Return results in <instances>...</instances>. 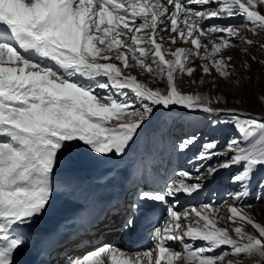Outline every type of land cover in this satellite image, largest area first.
<instances>
[{
  "label": "snow or ice",
  "instance_id": "snow-or-ice-1",
  "mask_svg": "<svg viewBox=\"0 0 264 264\" xmlns=\"http://www.w3.org/2000/svg\"><path fill=\"white\" fill-rule=\"evenodd\" d=\"M241 29L258 38L264 33V0H0V264H21L30 230L54 202L62 157L123 160L155 113L178 110L202 114L213 129L230 124L239 138L227 140L223 153L216 139L200 144L189 160L193 170L167 179L144 160L134 164L125 176L133 184V215L122 227L134 230L137 215L162 206L153 246L125 253L104 245L68 264H104L102 257L109 264L264 258V225L245 211L253 207L245 203L250 198L264 201V118L221 107L227 98L211 94L219 80L241 86L227 50L264 52ZM131 69L164 87H149ZM185 76L210 91L183 92ZM199 141L192 134L173 147L185 154ZM222 172L233 186L225 201L231 228L218 226L224 217L215 202L178 210L181 196L198 197L205 181ZM63 183L73 188L74 178Z\"/></svg>",
  "mask_w": 264,
  "mask_h": 264
},
{
  "label": "rangeland",
  "instance_id": "rangeland-1",
  "mask_svg": "<svg viewBox=\"0 0 264 264\" xmlns=\"http://www.w3.org/2000/svg\"><path fill=\"white\" fill-rule=\"evenodd\" d=\"M231 22L239 24L241 20L238 18ZM240 35L243 38L252 40L254 44H264V33H259L258 38V36L254 35L251 31L247 29H241ZM182 46L186 47V45ZM246 51V55L245 50L240 48H232L225 52V55H231L233 57L232 63L235 69L233 75L239 78L241 86L237 87L231 81L219 80V87L211 89V94L222 95V97L227 98V104L221 105V107L233 109L241 114V116L250 113L254 117L264 118V99H262V97H264V64L256 62L264 61V52H261L256 48H248ZM252 57H255V61L252 60ZM244 62L250 65V71L243 66ZM199 63L200 62L196 60L192 66L196 67ZM131 73L132 75H136L140 82L147 84L149 87H164L163 83L154 81L152 76L142 74L139 69H131ZM197 75L199 74L197 73ZM183 80L184 82L181 85V90L185 93H208L210 91L207 83L204 85L190 84L188 83L189 78L187 76H185ZM128 99H135L130 92ZM221 119H226V117H221ZM143 134H145V137L142 139L141 135ZM192 134L200 137V141L197 143V145L193 146L191 151L185 154L177 153L174 150L173 145L178 143L182 138ZM154 137H156L158 141L161 138V146L159 145L160 148L157 146L159 149L153 148V141L155 142L156 140V142H158L156 138L155 140L153 139ZM234 137L239 138V134L231 127L230 124L221 123L218 124L215 129H213L209 126V121L203 118L202 114L197 115L196 113L186 112L184 110H178L176 113L168 115L162 112H157L155 113V117L152 122L140 134V138L135 144L132 145L129 155L123 160L112 159L105 161L94 159L90 155L82 153L71 156L66 155L62 157L60 171L57 174L58 177H60V181L58 182L57 192L52 205L55 203H61L63 212H67L68 214H70L69 212L72 210L71 209L69 212L64 210L66 208H70L72 204L68 198L63 197V194L65 193L64 189L62 190V185H64V177L71 176L74 178V185L78 187V189L73 190L75 194H77V196L74 197L75 199L91 197L92 195L94 196V193H92L89 189H94L95 191V188H97V184L93 182L91 173L94 176L98 175L99 171L101 173L99 172L98 176L102 174V171L105 174L107 173V179L104 180L105 185L108 182L119 183L125 178L122 175H124V173L128 171L134 163H138L145 159L146 162L150 163L153 170L159 175H163L168 172L169 175L167 174L162 176V178L167 179L169 177H173V173L176 171L193 170L195 162L189 163V160L193 159V157L197 154L200 144L212 139H216L219 142L218 151L223 153L227 140ZM143 148L144 154H142ZM139 152L141 155L140 159L138 158V155L136 156V154ZM208 163H215V159L213 161H209ZM96 180L99 181V179ZM99 182L103 183V180H100ZM205 184L206 187L201 191L198 197L190 198L181 196L180 203L177 206L178 210L183 212L185 210H190L194 206L199 208V205L204 203L215 202L217 206H220V216L224 217L218 226L231 228L232 225L227 221L226 209L228 205L225 203V201L229 199L228 193L233 190V186L229 182L228 174L222 172L215 180L205 181ZM103 188L104 187L100 188V190ZM96 196L97 195L95 194V197ZM89 200L90 199L85 202H88ZM245 203H251L253 205L251 209H245L247 214L250 215L256 222L264 225V201L250 198L249 200L245 201ZM47 216L48 214L46 213L45 216H43L44 219ZM69 217H71V214ZM42 218L35 226L32 227L33 230H30V232L35 233L34 238H36V241L42 239L40 230H42L43 226L45 225L44 219L42 220ZM160 220L161 218L158 220V222ZM188 222L192 223L191 220L187 222L182 221V223ZM154 227H156V225ZM248 230L253 231L250 226ZM38 242L39 241L36 242V245ZM200 243L202 242H197L196 246H199ZM174 245L176 250H180V245ZM26 252H29V249H26ZM106 264H109V261ZM225 264H227V259L225 260ZM243 264H264V258H251L243 261Z\"/></svg>",
  "mask_w": 264,
  "mask_h": 264
},
{
  "label": "bare ground",
  "instance_id": "bare-ground-1",
  "mask_svg": "<svg viewBox=\"0 0 264 264\" xmlns=\"http://www.w3.org/2000/svg\"><path fill=\"white\" fill-rule=\"evenodd\" d=\"M182 46V45H181ZM187 47V46H186ZM154 140H155V138H154ZM153 146L154 147H157V146H159V143L158 142H156V140H155V142L153 141ZM97 181V180H96ZM100 181V180H99ZM98 181V182H99ZM102 181V180H101ZM80 188H82V187H80ZM102 190V189H101ZM89 193V192H88ZM98 196H96L95 197V194H94V196L92 195L91 197H89V201H95V199L97 198ZM88 201V202H89ZM60 203V202H59ZM162 207V206H161ZM153 209V212H155V208H152ZM72 211V210H71ZM70 214H71V216H72V212H69ZM47 214H48V216L45 218V219H47V218H50V217H57V218H59L60 220L59 221H61V219L62 218H70L69 217V215L70 214H68L67 212H63V208H62V205H61V203L60 204H57V203H55L54 205H52V207L49 209V211L47 212ZM45 216V215H44ZM151 216L150 215H145V216H141V218H139V220H138V223H137V230H133V233H132V235H131V238H132V236L134 235V234H137V233H139L140 235H145L148 239L143 243V244H141V245H134V244H132L131 242H129L130 240H127V241H124V242H122V241H114V243H113V245H118V246H116V248L117 249H123V250H126L125 251V253H139V252H143L144 250H146L147 248H149L150 246H151V243L150 242H152L153 244H154V242H153V240H152V231H153V229H154V226L156 225L157 226V222H158V220L160 219V217L159 216H157L156 218H158L156 221L152 218L151 220H149V218H150ZM42 219H44V217L42 218ZM45 219H44V223H45ZM42 221V220H41ZM150 221H152V224L147 228V229H145V225H146V223L147 222H150ZM155 221V222H154ZM61 223H62V221H61ZM189 223V222H188ZM42 224V223H41ZM35 226V225H34ZM40 226V225H39ZM36 228V227H35ZM31 230H33V229H31ZM38 230V229H37ZM52 230H53V228H51L50 226H48V225H46V223H45V225L43 226V228H42V230H40L41 231V236H42V239L41 240H39V242L37 243V245H36V242H34L33 243V248L32 249H29V252H26L25 251V253L23 254V255H21V256H19V257H17V259H18V261H20L21 262V264H33L36 260H37V258H39L38 256H39V252H40V250L42 249V244H43V242L46 240V239H48L49 238V235H50V233L52 232ZM134 231H136V233H134ZM34 232V231H33ZM39 233V232H38ZM31 234H32V238H33V236H34V234L35 233H32L31 232ZM40 234V233H39ZM39 236V235H38ZM36 238H34V240H35ZM38 239V238H37ZM169 243H172L173 245L174 244H178L179 245V243L178 242H169ZM175 246V245H174ZM120 249V250H121ZM143 250V251H142ZM105 262L107 263L108 262V258H106L105 259Z\"/></svg>",
  "mask_w": 264,
  "mask_h": 264
}]
</instances>
